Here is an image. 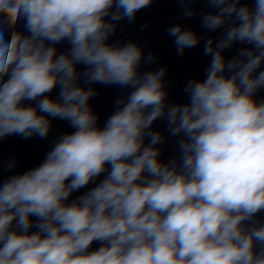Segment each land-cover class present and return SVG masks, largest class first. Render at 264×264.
<instances>
[{
	"label": "clouds",
	"instance_id": "1",
	"mask_svg": "<svg viewBox=\"0 0 264 264\" xmlns=\"http://www.w3.org/2000/svg\"><path fill=\"white\" fill-rule=\"evenodd\" d=\"M152 2L0 0V138L44 139L49 118L74 129L39 166L0 185V264H264V223H253L264 211V100L255 98L264 88V0H208L217 11L203 26H229L206 41V78L189 80L188 102L175 105L166 103L164 68L139 71L153 54L107 42L114 22ZM168 34L178 55L200 40L182 25ZM63 41L70 48L57 54ZM237 42L251 47L226 60ZM80 79L132 89L103 128L89 104L95 91ZM57 86V98L47 95ZM161 118L182 136L179 164L160 159L164 137L152 125ZM94 242L101 246L90 251Z\"/></svg>",
	"mask_w": 264,
	"mask_h": 264
}]
</instances>
